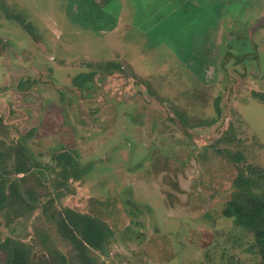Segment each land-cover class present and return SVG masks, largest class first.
<instances>
[{"label": "rangeland", "instance_id": "374dc122", "mask_svg": "<svg viewBox=\"0 0 264 264\" xmlns=\"http://www.w3.org/2000/svg\"><path fill=\"white\" fill-rule=\"evenodd\" d=\"M0 40V152L92 166L60 204L113 231L99 264H264L232 223L243 181L220 153L264 168V0H0ZM59 215H0V241L80 264Z\"/></svg>", "mask_w": 264, "mask_h": 264}, {"label": "trees", "instance_id": "16d2710c", "mask_svg": "<svg viewBox=\"0 0 264 264\" xmlns=\"http://www.w3.org/2000/svg\"><path fill=\"white\" fill-rule=\"evenodd\" d=\"M105 1L109 3L113 0ZM15 18L26 33L33 35L29 24L24 23L20 17ZM100 68L109 75L121 70L120 65L111 62ZM92 77L93 73L80 74L73 78L72 84L78 90H83ZM253 96L264 103V97L257 94ZM219 102L218 97L215 100L217 119L221 115ZM217 119L200 121L198 124L209 127L215 124ZM182 123L185 124V120H182ZM220 141L231 144V131ZM220 153L226 161L235 166L243 181L241 199L233 213L232 223L253 237L255 252L264 261V168L247 164L244 154L239 151L224 149ZM9 158L8 154L0 152V215L13 222L31 216L38 209L45 217L59 209V232L76 252L79 263L99 264V257L107 253L113 231L96 216L61 207L60 204L64 198L74 194L70 184L85 181L91 174L92 166L82 165L76 151L63 147L53 152L48 164L37 159L29 161V157L19 156L9 167L6 162ZM0 250L5 254L4 264H43L42 261L34 262L31 249L18 240L6 238L0 241Z\"/></svg>", "mask_w": 264, "mask_h": 264}]
</instances>
